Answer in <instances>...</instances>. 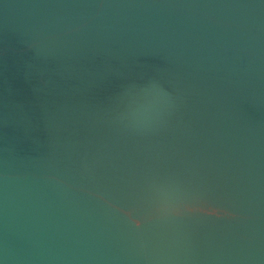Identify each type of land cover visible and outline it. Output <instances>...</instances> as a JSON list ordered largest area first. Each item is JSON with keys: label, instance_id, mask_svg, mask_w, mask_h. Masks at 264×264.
<instances>
[{"label": "bare ground", "instance_id": "6f19581e", "mask_svg": "<svg viewBox=\"0 0 264 264\" xmlns=\"http://www.w3.org/2000/svg\"><path fill=\"white\" fill-rule=\"evenodd\" d=\"M0 264H264V0H0Z\"/></svg>", "mask_w": 264, "mask_h": 264}]
</instances>
